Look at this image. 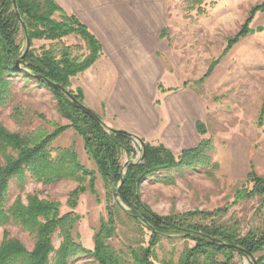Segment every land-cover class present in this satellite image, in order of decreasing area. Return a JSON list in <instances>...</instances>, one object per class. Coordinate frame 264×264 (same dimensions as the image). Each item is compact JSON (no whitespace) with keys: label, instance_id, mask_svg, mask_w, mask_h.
<instances>
[{"label":"trees","instance_id":"16d2710c","mask_svg":"<svg viewBox=\"0 0 264 264\" xmlns=\"http://www.w3.org/2000/svg\"><path fill=\"white\" fill-rule=\"evenodd\" d=\"M204 1L188 0L187 9L201 8ZM17 5L31 44L34 39L49 40L50 43L40 49L31 48L22 59L26 70H14V61L26 49L19 36L26 41V33L13 0H0V106L9 104L14 96L13 79L19 76L34 79L43 85L44 81L38 76L49 78L84 102L83 91L70 89V82L72 77L84 73L102 57L104 52L99 39L76 16L68 14L57 0H17ZM260 10H264V1L251 8L240 30L228 38L227 48L251 31L249 24ZM165 31L166 28L161 32L162 38ZM71 34L79 36L84 46L67 44L63 38ZM45 86L56 96L58 111L71 120L70 125L55 124V129L50 132L41 128L14 132L0 120V226L6 227L11 223L19 226L34 241L33 248L29 249L5 228L0 242V264H70L81 255H90L99 264H157L153 259V248L163 237H183L194 242L183 251L177 262L166 264H238L235 254L246 255L231 245L242 247L254 256L264 251V176L253 165L235 194L236 200L258 199L255 217L262 216V222L252 224L250 221L247 231H244V222L226 217V206L160 215L141 199V183L152 177L171 183L173 171L200 166L206 167L208 175L213 177L218 163L213 162L208 154L213 148L212 140L203 139L197 146L176 154L163 143L153 144L142 138L145 142L144 160H141V150L138 162L129 160L125 168L123 155L130 156L135 152L133 137L108 129L74 104L63 91ZM158 88L166 91L161 83ZM22 115V110L16 106L14 119L19 122ZM71 127L84 138L87 153L96 162L98 171L110 188L112 202L108 206V220L102 221L95 234L93 250L76 240L73 229L79 220L74 209L87 187L94 190L95 172L82 164L74 146H53L55 140ZM196 127L200 135L207 132L201 120L197 121ZM28 179L43 184L75 181L77 186L67 200L71 210L62 214L59 201L42 198L38 192L27 193L24 198L22 193ZM13 180L21 193L8 205ZM116 188L117 196L114 195ZM123 217L134 220L150 233L148 246L129 248L133 262H129L121 250H116L108 242L116 233V222ZM56 234L61 238L59 247L54 244ZM256 260L258 264H264V254Z\"/></svg>","mask_w":264,"mask_h":264},{"label":"rangeland","instance_id":"374dc122","mask_svg":"<svg viewBox=\"0 0 264 264\" xmlns=\"http://www.w3.org/2000/svg\"><path fill=\"white\" fill-rule=\"evenodd\" d=\"M167 1L169 21L163 37L165 45L159 52L165 73L160 83L166 91L175 89L169 91L171 93L165 98L175 108L190 103L191 126L194 127L198 120L205 124L207 132L203 135L197 132L198 138L200 141L212 140L213 148L208 154L213 162L218 163V167L213 177L208 175L206 167L200 166L173 171L171 183L161 182L157 177L148 178L141 183V199L160 215L226 206V217L241 220L244 222V231H247L250 221L252 224L262 222V216L255 217L258 199L236 200L235 194L252 165L264 176V10L256 12L249 24L251 31L232 47H227L228 38L240 30L251 8L264 0H205L201 8L191 10L187 9L188 0ZM63 40L67 44L84 46L83 40L75 34ZM19 41L23 47L26 46L21 35ZM49 43V40L34 39L31 48L40 49ZM95 68L96 71H102L100 65ZM72 78L69 88L76 91L78 88L72 87ZM83 81L88 95L84 103L103 117V110L95 108L93 104L101 103L108 79L107 84L103 76ZM13 82L14 96L8 105L0 106V120L8 129L30 132L41 128L50 132L55 129V124H71V120L58 111L56 96L45 85L22 76L15 77ZM162 101L164 96L159 93L155 103L161 104ZM16 106L20 107L23 114L19 122L13 117ZM159 110L166 114L167 107L163 105ZM176 115L182 116L179 110ZM186 126L182 123L178 128L184 131ZM176 135L169 136L166 142L179 154L183 147L192 143ZM151 143H160V138H155ZM132 144L135 152L130 156L124 154L123 164L129 160L138 162L141 156L139 151L142 147L133 141ZM53 146H74L82 164L95 172L94 190L87 187L74 209L79 220L73 229L76 240L85 248L93 250L95 234L102 221L108 220V206L112 202L110 188L98 171L96 162L87 153L84 138L74 128L64 131ZM76 186L77 183L72 180L43 184L28 179L22 195L25 198L27 193L38 192L42 198L57 200L64 214L71 210L67 200ZM20 193L13 180L8 205ZM5 228L29 249L33 248L34 241L30 234L12 223L6 227L0 226V242ZM149 240L150 233L146 228L123 217L116 222V233L108 242L116 250H121L129 262H133L129 248L146 247ZM60 242L61 238L56 234L55 246L59 247ZM193 244V241L183 237H163L153 248V259L157 264L177 262L183 251ZM261 254L264 251L255 255L254 259ZM235 260L238 264H253L248 256L235 254ZM70 264L99 263L90 255H81Z\"/></svg>","mask_w":264,"mask_h":264},{"label":"crops","instance_id":"0c3cea01","mask_svg":"<svg viewBox=\"0 0 264 264\" xmlns=\"http://www.w3.org/2000/svg\"><path fill=\"white\" fill-rule=\"evenodd\" d=\"M57 1L68 14L84 23L103 46L102 57L84 73L72 78V87L83 91L84 100L88 95L83 80L103 76L106 84L108 79V86L101 103L94 102L93 106L103 110V117L110 126L125 129L150 142L160 138V143L173 152L166 140L175 134L192 143L180 152L197 146L200 136L196 125L190 124V103L177 109L165 99L171 92L158 88L165 73L159 52L165 45L161 32L169 21L168 1ZM97 65L102 71L95 70ZM159 93L164 101L156 104ZM163 105L167 107L166 114L159 110ZM178 110L182 114L179 118ZM182 123L185 126L188 123V130L178 128Z\"/></svg>","mask_w":264,"mask_h":264},{"label":"water","instance_id":"95a60500","mask_svg":"<svg viewBox=\"0 0 264 264\" xmlns=\"http://www.w3.org/2000/svg\"><path fill=\"white\" fill-rule=\"evenodd\" d=\"M13 3H14V8L17 12V16L19 18V20L21 21V23L23 24V27H24V30H25V33H26V49H25V52L24 54L16 59L13 63V66L12 68L14 70H17V71H22V70H26L23 68L22 66V59L23 57L25 56V54L28 53V51L31 49V39L28 35V32H27V28H26V25H25V22L24 20L22 19V16L18 10V5H17V0H13ZM39 79H42L44 81V84L45 85H48L50 87H53L57 90H61L63 91L68 97L69 99L74 103L76 104L79 108H81L82 110H84L87 114H89L91 117L97 119L99 122H101L104 126H106L108 129L110 130H113L114 132L116 133H122V134H129L133 137V139H137L142 147V156H141V160H144L145 158V142L142 140V138H140L139 136H136L135 134L125 130V129H120V128H115V127H112L110 126L98 113H96L94 110H92L90 107H88L84 102H81L79 101L70 91L69 89L67 88H64L62 85H60L59 83H56L52 80H50L49 78H46V77H42V76H38ZM128 165V161L125 162L124 164V167L126 168ZM114 195L117 196V188L114 192ZM218 242L226 245V243H224L223 241L217 239ZM229 245V244H228ZM233 248H236L238 249L239 251L243 252L246 256L250 257L253 264H258L257 260L254 259V255L247 251L246 249L242 248V247H239L237 245H231Z\"/></svg>","mask_w":264,"mask_h":264},{"label":"built area","instance_id":"2783aa9c","mask_svg":"<svg viewBox=\"0 0 264 264\" xmlns=\"http://www.w3.org/2000/svg\"><path fill=\"white\" fill-rule=\"evenodd\" d=\"M133 142H134L135 145L139 144V146L141 147V145H140V143H139V141L137 139H133ZM139 152L141 154V151H139Z\"/></svg>","mask_w":264,"mask_h":264}]
</instances>
